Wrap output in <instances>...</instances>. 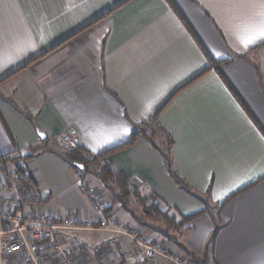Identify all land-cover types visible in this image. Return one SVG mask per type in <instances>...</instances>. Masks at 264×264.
<instances>
[{
    "label": "crops",
    "instance_id": "0c3cea01",
    "mask_svg": "<svg viewBox=\"0 0 264 264\" xmlns=\"http://www.w3.org/2000/svg\"><path fill=\"white\" fill-rule=\"evenodd\" d=\"M172 3L177 9L169 0H0V194L10 208L69 222L102 217L65 159L59 136L74 127L95 166L110 163L136 186L141 177L140 195L161 213L173 207L176 224L200 213L172 232L136 202L123 209L88 175L115 224L69 231L88 245L64 242L79 264H102L93 250L112 238L110 259L133 250L117 233L126 226L198 264L218 229L210 264H264V139L244 108L264 128V39L245 46L264 25V0ZM197 37L216 62L231 61L227 81L214 70L202 74L210 63ZM142 124L146 133L131 143ZM171 140L178 176L203 200L210 190L206 208L169 172L163 152ZM18 162L33 181L15 190ZM186 202L199 211L186 214ZM45 255L59 264L52 249ZM11 263L23 264L19 256Z\"/></svg>",
    "mask_w": 264,
    "mask_h": 264
},
{
    "label": "built area",
    "instance_id": "2783aa9c",
    "mask_svg": "<svg viewBox=\"0 0 264 264\" xmlns=\"http://www.w3.org/2000/svg\"><path fill=\"white\" fill-rule=\"evenodd\" d=\"M59 138L67 149L81 148L82 139L77 128H67ZM15 167L16 171L10 181L15 190H18L21 173L28 176L30 174L24 162H18ZM133 179L141 186L145 184L139 176ZM76 180L85 189L94 209L102 215L101 218L69 222L42 212L25 214L21 209L10 208L0 194V264H12L11 258L15 256H19L23 264H48L45 255L48 248L55 252L59 264H79L74 252L67 249L64 242L72 241V244L83 250H87L88 245L69 231L107 232L110 226L115 224V214L108 209L109 206L102 200L98 190L88 185L83 171L76 172ZM150 204L151 202H148V205ZM117 233L133 242L135 248L115 256L112 260L108 257L107 251L118 242L116 238H112L93 250L98 254L102 264L128 263L136 259L158 264L162 258L174 264H182L179 254L165 250L159 242L143 234L140 229L126 226Z\"/></svg>",
    "mask_w": 264,
    "mask_h": 264
},
{
    "label": "trees",
    "instance_id": "16d2710c",
    "mask_svg": "<svg viewBox=\"0 0 264 264\" xmlns=\"http://www.w3.org/2000/svg\"><path fill=\"white\" fill-rule=\"evenodd\" d=\"M169 1L171 2V5H173L174 9H175L176 7L172 3V0H169ZM186 26L189 28V24L186 23ZM191 32L193 33L192 29H191ZM197 40H198L199 45L202 47V50L206 56V59L210 63L209 68H207L202 74H204L208 71L214 70L223 82L227 81L226 77L224 76L223 67L225 65L229 64L231 61L227 60V61H222V62H216L212 58V56L210 55L208 50L204 47L202 42L198 39V37H197ZM202 74H200V75H202ZM200 75L198 77H200ZM198 77H196L195 79H197ZM195 79H193V80H195ZM228 86H229L231 92L240 101L241 99L238 96V93L236 92V90L234 88H232V86L230 84H228ZM244 108L250 114V116L254 120V122H256L255 124L257 125L260 132L262 133V136L264 137V128L261 125H259L258 120L247 109V107L245 105H244ZM158 114L159 113H157L152 118L151 122L155 123L157 121ZM145 126H146V124H142V125L138 126V129L135 131V133L132 136L131 143L137 139V137L140 133L141 134L146 133L143 130V128ZM145 135L148 136L147 134H145ZM171 145H172V140L169 142V144L167 145L166 149L163 152L165 160H166V165L168 167L169 172L175 178L176 182L178 184H180L183 188L187 189L192 195L197 196V197H201L198 194H196L195 192L191 191L190 187L187 186V184L178 176V174L173 169L172 162H171V160H172V158H171V156H172L171 155ZM109 154L110 153H107L103 156H100V158H103ZM65 159L73 166V168L76 170V172L83 171L86 174V177L88 175H91V176L95 177L96 179H98L105 186V188L110 191L113 198L121 205V207L123 209L130 211L131 203L136 202V204L139 205L144 210V212H146V214H148L149 216L152 215V216H155V217H158V218L165 220L166 223L168 224V229L171 231L179 232L181 230V227L187 221L195 218L197 215H200V213H199V214H195L192 216H188V217L184 218L183 221L180 222L179 224L175 223V225H174L172 222H169L167 219H165L168 216L167 213H161L158 210V208L156 206H154L153 204L148 205L149 199L146 197H142L140 195L139 187H138L139 185L136 186L133 182H129V180L126 177H124L122 174L113 173L112 171H110V163L106 162V163H101V164H98L95 166L94 165L95 159L93 160L92 158H90L87 154H85V152L83 150H81V148L67 149L66 153H65ZM81 167H83V169H81ZM32 181L33 180H32V178H30V175L28 176V175L21 173L19 186L20 185L26 186V185L32 183ZM208 191L209 192L206 195V200H204L206 203H207V197L210 196V190H208ZM217 233H218V229L214 230V232L212 233V235L208 241L205 252L201 256V258L202 257H204V258L208 257L209 258L211 256V254L214 250V241H215V237L217 236ZM180 247L182 248L183 246L180 244ZM201 264H204V262H202Z\"/></svg>",
    "mask_w": 264,
    "mask_h": 264
},
{
    "label": "rangeland",
    "instance_id": "374dc122",
    "mask_svg": "<svg viewBox=\"0 0 264 264\" xmlns=\"http://www.w3.org/2000/svg\"><path fill=\"white\" fill-rule=\"evenodd\" d=\"M39 151H37V153H38ZM96 184V183H95ZM97 187V189L99 190L100 189V186L99 185H96ZM185 189V188H184ZM101 190V189H100ZM191 196H193L194 198H195V200H194V202L199 206L201 203L205 206V208H206V205H207V203L202 199V197H197V196H194V195H192L187 189H185ZM103 192H104V190H103ZM110 192V191H109ZM108 194V193H107ZM111 194V193H110ZM109 195V194H108ZM112 196V195H111ZM198 198V199H197ZM202 204H201V207H202ZM186 206H187V212H186V214L188 213V214H195L197 211H199L198 209V207H196L195 208V205H193V209H189L190 208V203L189 202H186ZM200 207V208H201ZM172 208V210H170V212L169 213H171V214H168V216L165 218V219H167L169 222H172L174 225H175V223H176V218L175 217H173L172 216V214H174V212H175V210L173 209V207H171ZM109 210H110V208H108ZM132 209H134V208H132ZM148 218H151L152 220H150V221H156V222H164V224H165V226H168V224L166 223V221L165 220H163V219H161V218H159V219H161V220H159L158 219V217H152L151 215L150 216H148L146 219H148ZM197 218V217H196ZM136 229V228H135ZM172 232H176V231H172ZM144 234V233H143ZM146 235V234H145ZM148 236V235H147ZM149 237V236H148ZM151 238V237H150ZM176 241H178V238L177 237H173ZM164 246V249L165 250H168L170 253H174V251L172 252L170 249H168L166 246L167 245H163ZM182 254H183V257H184V259H181L182 260V264H184V261L186 262V264H198V262L196 261V260H194V259H189V256L186 254V253H184V252H182ZM203 255V254H202ZM202 261L204 262V264H210V259L207 257V258H204V257H202Z\"/></svg>",
    "mask_w": 264,
    "mask_h": 264
},
{
    "label": "snow or ice",
    "instance_id": "6c2138e0",
    "mask_svg": "<svg viewBox=\"0 0 264 264\" xmlns=\"http://www.w3.org/2000/svg\"><path fill=\"white\" fill-rule=\"evenodd\" d=\"M257 39H264V25H261L258 29H256L255 34L252 38L245 41V46L254 43ZM124 131L126 133L127 129H125ZM262 139H264V137H262Z\"/></svg>",
    "mask_w": 264,
    "mask_h": 264
},
{
    "label": "water",
    "instance_id": "95a60500",
    "mask_svg": "<svg viewBox=\"0 0 264 264\" xmlns=\"http://www.w3.org/2000/svg\"><path fill=\"white\" fill-rule=\"evenodd\" d=\"M41 137H42V139H44V138H45V136H44V135H42V134H41ZM81 169H83V167H81Z\"/></svg>",
    "mask_w": 264,
    "mask_h": 264
}]
</instances>
